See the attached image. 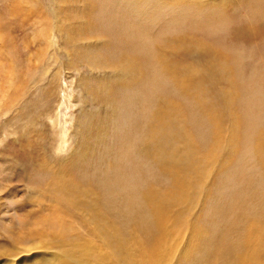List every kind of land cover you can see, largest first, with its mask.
<instances>
[{
	"label": "rangeland",
	"instance_id": "374dc122",
	"mask_svg": "<svg viewBox=\"0 0 264 264\" xmlns=\"http://www.w3.org/2000/svg\"><path fill=\"white\" fill-rule=\"evenodd\" d=\"M263 3L0 0V264H148L156 220L141 195L178 180L143 156L147 121L160 128L167 104L178 118L171 152L187 139L208 158L215 131L225 142L193 205L170 209L186 217L158 264H236L249 223H264ZM57 171L79 204L60 197ZM96 225L119 230L130 255L102 261L99 235L96 259H83L75 239L93 240Z\"/></svg>",
	"mask_w": 264,
	"mask_h": 264
},
{
	"label": "bare ground",
	"instance_id": "6f19581e",
	"mask_svg": "<svg viewBox=\"0 0 264 264\" xmlns=\"http://www.w3.org/2000/svg\"><path fill=\"white\" fill-rule=\"evenodd\" d=\"M261 2H262V0H261ZM261 6L263 7V5H261ZM258 12H260V11H258ZM261 18H262V16H261ZM245 26H247V25H245ZM261 29L264 30V28H262V27H261ZM247 30L248 29L244 26L236 27L234 29L235 34L240 35V36H243L247 32ZM159 49H161V48H159ZM157 53L160 54L159 52H157ZM159 59H160V61L162 60L161 61L162 63H165V67L167 68V65L165 62L166 54H163L162 56H160ZM158 63H159V61H158ZM211 71L212 70H209V72H211ZM195 72L196 73H205L204 70L201 71L199 69L198 70L195 69ZM204 75H206V74H204ZM149 87H151V86H149ZM149 87L147 89H149ZM145 96H146V94H145ZM167 105L166 106L164 105L163 108L161 107L159 109V111L157 112L158 117L156 116V114H154V117L156 116L159 123L162 124V126L160 128L158 126H157L158 128H156V124L154 123L155 118L153 120L151 118L147 121L146 130L144 132L145 133V139L143 141V156L149 155V156H153L155 159L159 158V160L162 162V164L164 166L167 165V167H168L167 170L170 172L171 176L175 177V179L178 177V180H176L177 184L174 185L175 186L174 189L168 190V191L163 193L161 191H158V189L156 188V186L154 184H151L146 190L145 189L143 190V194L141 195V196H143L144 201L146 202L147 208L152 212L151 214H154V217L156 220V228H155L156 233L152 231L153 232V237H152L153 239H152V242L149 244V248H148V250L151 251V257L153 259L148 264H158V262L161 259H165V258H167V260H166V262H167L168 258L174 253L175 249H174V246L172 244V237L174 235H178L181 232L180 228H181V225L184 223V218L186 217V213L175 212L177 214L172 216L171 213H169V211H171L172 207L178 203H179V205H184V204L188 205V203L190 201V204L193 205V202L196 201V196H197V194H195L196 193L195 189L198 188V190H201L199 188L205 187V185L208 181L209 175H210V171L208 170L209 164H211L212 160L216 159L217 149L219 147H221L223 142H225L224 137L221 134V132L215 131V133H214L215 143L213 145L212 150L209 152L208 158L197 157V154H195V152H193L194 148L192 146V141L187 140V139L180 140L181 141L180 145L177 147L178 149L176 148L177 151L175 150V152H171V149H170V145H172L171 132L175 128V126L177 124L176 121L178 118L176 117L177 116L176 115L177 114L176 108L174 109V107H173V110H171L169 108L170 105L169 106H167ZM174 106H175V104H174ZM178 110H181V109H178ZM145 114H147V113H145ZM178 115H179V113H178ZM174 135L179 137V138L182 137V134L180 132L174 131ZM183 135H185V134H183ZM261 136L262 135H260L259 138ZM185 140H187V144H186ZM259 157L261 158V160L264 161V153L262 155H260ZM210 158H212V160ZM208 161H210V162H208ZM115 168H114V170H115ZM125 170H127V168L124 169L123 172H125ZM119 172L122 173L121 170ZM127 172H129V170ZM58 173H64V175L57 176ZM121 173H120V175H121ZM136 173H138L137 168H136ZM112 174H113V172H112ZM115 174L116 173H114L111 176H116L117 174L116 175ZM126 175H127V173H126ZM122 176H123V174H122ZM119 177H121V176H119ZM108 179H111V177ZM112 179H114V178H112ZM112 179H111V181L113 182ZM117 179H120V178H117ZM136 179H137V177H136ZM53 180H54V187L57 188L56 191L59 193L61 198H63L64 200L67 199L68 203L71 206H75L76 204L80 203V199L78 198V196H79L78 185L74 184L72 179H70L68 177V173L57 171L55 177H53ZM116 180H115V182H117ZM134 180H135V178H134ZM138 180H139V178H138ZM118 181H120V180H118ZM118 183H120V182H117L116 184H118ZM121 183H120V185L122 186ZM126 186H127V184H126ZM139 194H141V193H139ZM123 195H124V193H123ZM132 198H135V197H132ZM140 199H142V198H140ZM134 200H136V199H133V201ZM86 204L90 205L87 202H86ZM121 204H123V203H121ZM134 204H135V202H134ZM134 204H130V205L134 206ZM70 205H69V207H70ZM120 208H122V207H120ZM97 209H96V207H94L91 210H92V212H94V216L97 219L102 218V216H103L102 213L100 211H98ZM128 209H129V207H128ZM128 209H127V211H128ZM142 210H143V208H142ZM142 210H141V212H142ZM132 213H133V210H132ZM245 217L247 218V216H245ZM246 222H247V220H246ZM150 225H152V224H150ZM246 229L247 230H246L245 235L242 236V238L240 237L241 240H239L240 241L239 244H241L242 249H240L239 252H237L235 262H236V264H258L259 259H260V253L264 252V223H262L261 220L258 221V219L254 220L253 222L249 223V225ZM110 231H111V229H110ZM147 232H148V230H147ZM99 235L101 237L102 245L104 247H107V249H108V252H106L104 255H102L100 257V259L102 258V261L108 260V258H110L111 252L116 251V250L119 251L121 254H124L126 256L130 255L128 250H127V247L123 241V237L121 235V232H119V230H116V232H114L112 234L109 232L108 227H106V226L99 227L98 225H96L94 228V232L92 234V237H91L93 240L87 239L86 236L82 237L83 235L80 236L81 238L80 237L76 238V236H75V238H76L75 240H77L76 246H78L80 248L79 252L81 254V257H83V259L86 256L92 257L94 260L96 259L95 257L92 256V254H93L94 250L97 248V245H96L97 241H94L95 237H97V236L99 237ZM63 236L65 239L66 234L64 233ZM55 237H57V236L55 235ZM65 241H67V240L65 239ZM72 244H75V243H72ZM93 259H92V261H94ZM97 264H99V263H97Z\"/></svg>",
	"mask_w": 264,
	"mask_h": 264
}]
</instances>
